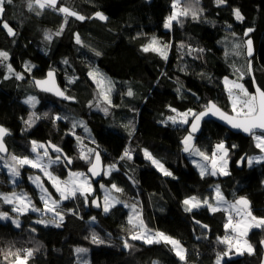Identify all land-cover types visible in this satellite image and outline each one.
Segmentation results:
<instances>
[{
	"label": "trees",
	"instance_id": "trees-1",
	"mask_svg": "<svg viewBox=\"0 0 264 264\" xmlns=\"http://www.w3.org/2000/svg\"><path fill=\"white\" fill-rule=\"evenodd\" d=\"M191 2L181 0V8L195 4L203 9L200 18L182 17L180 23L174 21L171 28H165L173 0H58L57 7H69L85 17H93L100 11L108 19L80 21L69 17L62 35L54 37L50 43L44 39V33L57 31L64 23L63 14L46 8L37 15L27 8V0H12L5 5L4 19L16 36H9L0 27V50L7 51L10 57L0 64V124L10 133L5 139L9 154L3 160L13 154L31 157L34 155L31 141L47 143L50 140L73 158V170H85L89 165L79 158L80 149L83 146L86 151L91 145L103 155L105 168L115 164L118 169L95 184V194L101 197V183L108 189L115 183L123 190L119 193L113 190L123 203L104 213L94 211L84 201L66 200L62 203L65 219L61 227L36 223L38 216L34 213H14L20 220L19 228L12 220H0V264H5L3 257L9 249L14 252L28 248L34 252L27 264H75L76 246L91 249L92 264H216L217 254L227 250L218 238L234 235L224 227L229 211L222 208L213 213L201 207L189 213L184 211L182 203L191 196L213 201L216 185L227 201L247 197L252 213L264 217V161L253 166L244 162L242 169L235 165L244 153H259L252 136L233 133L214 120L206 121L195 144L211 154L217 142H226L231 156L230 175L201 177L182 150L181 141L187 127L161 123L173 114L169 105L180 112L200 111L215 100L229 112L224 78L237 74L229 53L233 41L237 44L244 41L245 45L251 38L253 54L249 57L245 47L242 61L245 67L253 61L255 78L264 89V0H227L222 6H217L214 0ZM234 8L241 10L243 21L235 19ZM248 28L254 31L246 37L244 33ZM75 33H79L82 44L75 42ZM152 37L171 44L167 60L155 52L141 50ZM182 43L184 48L180 47ZM188 45L204 51L189 54ZM26 62L34 65L31 72L25 70ZM8 63L23 74L24 79L11 75L6 67ZM90 67L98 68L116 82L113 106L107 115L95 106L89 107V102L95 104L97 96V89L87 75ZM50 69L56 71L62 88L75 97L76 103L62 102L36 89L31 77H44ZM71 77L78 79L69 83ZM245 80L253 91L251 77ZM129 87L134 92L132 97L126 95ZM29 95L39 99L35 108L25 103L24 98ZM33 112L42 118L26 129L24 121ZM44 113H48V117H43ZM56 115L69 119L54 123L52 118ZM80 120L89 127L90 135L82 127L75 129V136L71 135L72 122ZM129 122L135 125L131 136L124 127ZM231 145L236 147L233 149ZM125 148L134 150L131 160H120ZM143 149L159 159L175 178L163 176L144 157ZM24 170L21 169V173L25 177ZM52 172L62 178L67 175L64 165L53 166ZM23 181L18 182V187L26 186L38 201L36 188ZM47 185L57 196L51 184L47 182ZM13 188L8 170L0 172V192L7 194ZM129 204L138 205L147 229L179 240L186 249V259L177 257L170 245L130 240V235L140 229H133L128 223L129 210L125 205ZM68 209H75L78 214L73 215ZM4 210L12 212L0 198V212ZM231 213L234 218L235 213ZM93 233L105 243L94 244ZM125 239H129L131 248L124 247ZM248 239L255 250L253 254L244 252L233 257L236 255L233 249L229 256L221 259V264H260L264 227L250 230ZM12 259L9 257V261Z\"/></svg>",
	"mask_w": 264,
	"mask_h": 264
},
{
	"label": "snow or ice",
	"instance_id": "snow-or-ice-1",
	"mask_svg": "<svg viewBox=\"0 0 264 264\" xmlns=\"http://www.w3.org/2000/svg\"><path fill=\"white\" fill-rule=\"evenodd\" d=\"M199 0H196V4H198ZM217 6H222L227 4V0H214ZM12 3V0H0V27H3L9 36L15 37V30L9 25V23L4 19V13L6 11L5 5ZM181 0H173L172 7L174 9L173 13L168 16L167 21L165 23V28H171L172 23L181 22L182 17L191 16L192 19L196 20L200 18V14L203 12L202 8H198L195 4H188L187 6L180 8ZM58 0H27V8L30 11L35 12L37 15H40L43 10L46 8L53 9L61 14H63L64 23H62L59 29L55 32L46 31L44 33V39L49 43L53 40L54 37H59L62 35L64 31V27L67 24L69 17H74L80 21H84L89 18H98L101 21H107L108 17L104 15V13L97 11L94 13L93 17H85L79 12L70 9L69 7L61 5L57 7ZM233 15L237 21H243L244 16L241 13L239 8L233 9ZM253 28H248L244 35L247 37L249 33L253 32ZM74 39L77 44H82L83 41L79 33L74 34ZM171 44L165 43L161 44L160 41L156 37H152L150 42L146 45L142 46V51L145 53L155 52L163 59L167 60L168 58V50L170 49ZM181 48H184L185 45L182 43L180 45ZM239 47V45H237ZM245 47L247 51V55L249 57L253 54V42L251 38L247 39L245 42ZM189 54L194 51L203 52V49H193L191 45L187 46ZM95 51V50H93ZM97 56L101 55L100 52H95ZM10 59L9 53L4 50H0V64H3L5 61ZM64 63L67 64L68 61L64 60ZM8 72L11 75H14L17 79H24V75L21 73H17L10 63L6 65ZM34 65L30 63H25L24 68L27 72H31ZM235 71L239 72V69ZM248 73L251 74V61L248 64ZM88 77L94 83L97 89V101L93 105V102H89V107L95 106L96 108L101 109L106 115L109 112L110 107H112L111 94L114 91L115 84L114 82L107 76H105L98 68L90 67V70L87 73ZM54 71H49L47 73V77L43 80H34V84L41 88L42 91L53 93L54 95L61 97L65 100H75V97L66 95V90H61L58 85L55 83ZM244 77V72H240L239 78L242 80ZM78 77L69 78V83H75ZM254 82V77H253ZM224 84L226 86V91L229 96L230 105H231V115L227 112H224L220 109L214 102L209 101L200 111H195L193 109H187L183 112L178 111L176 108L168 106L169 110L175 115H169L164 120L161 121L162 124L171 123L174 126H183L187 125V134L183 137L181 144L182 150L185 153H188L190 156L200 157L199 161L193 160V164L199 169V174L201 177L205 175L217 176L219 175H230L228 169V155H229V147L226 146L224 141H220L216 143L213 147V151L211 155L207 154L204 151H201L199 147L195 146V137L198 132L201 130V124L206 117L212 116L217 117L221 121H224L227 125L231 126L233 129L241 130L244 133L251 135L254 139L255 147L260 150L261 155L253 156V157H242L240 163L244 161L247 162L248 166H251L253 163H259L264 161V90H262L259 86L255 87V93H250L247 88L242 83H239L236 80H229L228 77L224 78ZM177 92H180V89H177ZM126 95L132 97L134 95L131 87L128 88ZM39 101L35 96L27 97L25 103L31 105L35 108L36 104ZM104 105L101 107V105ZM48 113H44L43 117H48ZM42 117L35 112L31 113L27 120L24 121L27 128H31L37 120ZM53 122L57 120H67L69 119L67 116L56 115L53 118ZM77 127H82L85 132H90L87 128V125L84 121H73L72 129L70 130L71 135L75 136V129ZM126 129L129 131V136H131L135 132V125L132 122L124 125ZM259 131L260 134H257ZM10 134L9 130L2 125H0V154H8V149L4 143V138L6 135ZM77 140L80 141V137H77ZM31 151L35 153V158L30 159L28 156H16L11 155L10 160H5V167L8 172L11 174L12 182H16V177L20 176V171L18 166L28 165L34 169H38L42 172L44 177L51 182V186L55 189L57 193H59V199H54L52 194L48 191L41 180L40 176L29 177L36 184L37 188L40 189V199L44 204V209L36 208L31 201V198L27 196L26 193L21 192L17 194L15 192L8 194L0 193V198H2L3 203L13 205L12 212L16 214H25L29 211L40 212L43 215H47L51 213L50 219H39L36 221L38 224H53L55 227H61L63 221L65 219L64 212L58 210V205L65 200L75 199L77 195L84 197L85 203L88 202V194L93 192V188L91 186V182L89 179L90 176H99L101 174V158L100 153L96 151L94 148H89L85 151L84 147L81 146L79 158L84 160L88 165L89 169L87 173L81 172H71L69 171V178L67 180H61L59 177L54 176L52 172L49 171L53 164H56L61 161V157L63 156L67 163L70 165L72 160L68 158L63 150L58 146L51 144L49 141L47 144L39 143L35 140L31 141ZM93 143L95 141L93 140ZM82 144V142H81ZM236 145H231V148H235ZM56 154L53 159L52 155H50L49 149ZM133 149L125 148L122 155L120 156V160H131L133 158ZM144 157L165 177H174L173 173L168 170L165 165L156 157L152 155L147 149H143ZM0 159H3V155H0ZM118 170L115 164L108 165L103 169L104 175H110L112 171ZM103 187V185H101ZM113 190L117 193L122 192L123 190L115 183L111 185L110 189L105 190V194L103 197V206L102 210L105 213H108L112 207L116 204L123 203V201L119 200L118 197L112 195ZM214 202L210 203L208 198H204L203 200L192 196L184 199L182 201L184 205L185 212H192L194 209H199L201 207H207L211 212L215 213L220 211L221 205H226V210H231L235 212V215L240 219L233 223V217L231 211H229L227 223L224 225L226 230H231L232 233L235 234V237H244L247 235L248 231L252 227L261 228L264 227V217H256L253 215L251 211V202L246 197H240L235 203H229L223 194L220 191L219 185L215 186V196ZM96 207H101L98 200L94 199L92 201ZM126 207H132L133 212H136V207L134 205H125ZM68 212L73 215H77L75 209H68ZM137 217H139V213L136 212ZM0 219H12L7 212H0ZM92 221H95V217L91 218ZM13 224L19 228L21 226L19 219H12ZM128 223L132 225L133 229H140L139 232H133L129 239L133 241H143L146 244H165L170 245L172 250L175 252L176 256L181 260H185L186 249L183 248L179 240L174 239L173 237L165 234L164 232L159 231H150L147 230L146 225H144L143 220L137 219L134 222L133 217L129 216ZM199 223V221H196ZM205 229L207 225H202ZM34 232L35 229L33 228ZM92 242L94 244H104L105 241L101 239L96 233L92 234ZM129 239L124 240V247L131 248L132 245L129 243ZM218 242L227 246V250L223 253L217 254L216 264H221V259L223 257L229 256L232 253V250L235 249L233 254L243 255L244 252L248 254L254 253V248L245 241L243 244L240 242L239 238H234L230 235H225L222 238H218ZM264 244V241H261ZM88 250L85 248H77V253H86ZM34 250L32 248L28 249H16L14 252L9 249L7 254L4 255L3 260L5 264H27L28 258L33 255ZM23 253V255L21 254ZM9 257H13L11 261H9ZM153 264H158V262H153Z\"/></svg>",
	"mask_w": 264,
	"mask_h": 264
},
{
	"label": "rangeland",
	"instance_id": "rangeland-1",
	"mask_svg": "<svg viewBox=\"0 0 264 264\" xmlns=\"http://www.w3.org/2000/svg\"><path fill=\"white\" fill-rule=\"evenodd\" d=\"M187 1H189L190 3H192L191 2V0H187ZM185 4V3H184ZM187 4V3H186ZM180 8H181V3H180ZM173 11H174V9H172V12H171V14L173 13ZM160 43L161 44H164V42L161 40L160 41ZM232 44H233V48H232V52H230L229 51V53H230V57H232V59L234 60V62H235V67L233 66V69H234V71L236 70V69H239V72L238 71H235V72H237V74H235L233 77H228L229 78V80H236V81H238L239 83H242L244 86H245V88H247L248 89V91L250 92V93H255V90H254V84H253V91H251L250 89H251V87L248 85V83L249 82H247L245 79L249 76V77H251V79L253 80V77H252V75L251 74H249L248 73V67H245L244 66V64H243V52H244V50H245V45H244V41H242V42H238V44H237V42L236 41H233L232 42ZM239 45V47H240V49L239 50H237L236 49V46L237 45ZM227 46H226V51L228 52V49H229V43H227L226 44ZM169 51V50H168ZM100 72H102V71H100ZM240 72H244V77H243V79L241 80L240 78H239V74H240ZM253 72V75L255 74L254 73V71H252ZM105 76H107V77H109L113 82H114V84H115V86H116V82H115V80H114V78L113 77H111L110 75H108V74H106V73H104V72H102ZM46 75V74H45ZM32 81V80H31ZM225 85V84H224ZM225 88H226V86H225ZM114 92H115V88H114V91L112 92V94H111V100H112V96H113V94H114ZM226 95H227V98H228V102H229V106H228V110H229V113H231V105H230V100H229V96H228V93H227V91H226ZM29 96H35L36 98H37V100L39 101V99H38V97L36 96V95H29ZM29 96H27V97H29ZM27 97H25L24 98V100L26 101V99H27ZM97 101V96H96V100H95V102ZM38 104V103H37ZM36 104V105H37ZM104 105L102 104L101 105V107H103ZM36 107V106H35ZM33 109V108H32ZM34 110V109H33ZM36 113V112H35ZM37 114V113H36ZM172 115H175V113H173ZM169 124H171V123H169ZM174 126V125H173ZM183 127H187L188 128V126L187 125H183ZM88 129H89V127H87ZM90 130V129H89ZM88 133V135H90V132H87ZM257 134H260V133H257ZM244 136V135H243ZM197 137H199V136H196L195 137V142H196V139H197ZM38 142V141H37ZM194 142V143H195ZM255 142V141H254ZM39 143H43V142H39ZM217 143H219V142H217ZM225 144H226V142H224ZM256 143V142H255ZM7 144V143H6ZM44 144H46V143H44ZM195 146L196 147H199L197 144H195ZM226 146H228L227 144H226ZM88 148H91V145H88ZM200 148V147H199ZM201 149V148H200ZM201 151H203V149H201ZM213 151V150H212ZM49 152H50V155H52V157H53V159L55 158V155L56 154H52V152L49 150ZM207 153V152H206ZM212 153V152H211ZM207 154H209V155H211L210 153H207ZM187 155L189 156V158H190V162H191V164L194 166V168L195 169H197L198 171H199V169L196 167V165L195 164H193V160L195 159V160H197V161H199L201 158L200 157H194V156H190L188 153H187ZM257 155H261V152L259 151V153H256V154H251V155H248V157H253V156H257ZM3 157H5V156H3ZM30 159H33V158H35V153H34V155L33 156H31V157H29ZM227 159H228V161H229V163H228V171L230 172V161H231V156H230V149H229V155H228V157H227ZM5 160H10V155H9V157H7V159H5ZM5 160H3V159H0V172H4L5 170H7V168L5 167ZM261 162H263V161H261ZM261 162H259V163H261ZM245 163L247 164V162L245 161ZM74 164V163H73ZM257 163H253L251 166H253V165H256ZM64 165V167L67 169V175L65 176V178H62V177H60V176H58V175H56V174H54L53 172H52V168H53V166H56V167H62ZM247 166H248V164H247ZM72 167H73V165H72ZM72 167H70L68 164H67V162H66V160L63 158V157H61V161L60 162H58V163H56V164H53L52 166H51V168L49 169V171L50 172H52V174L54 175V176H57V177H59L61 180H67L68 178H69V176H68V174H69V171H71V172H81V173H87L88 171H87V169H85V170H73L72 169ZM18 168H19V171H20V176L19 177H16V182L15 183H13L12 182V177H11V174H10V177H11V184H13V186H14V188L13 189H11V191H9V193H7L8 195H10L11 193H13V192H15V193H17V194H20L21 192H23V193H26L27 194V196L28 197H30L31 198V201H32V204L36 207V208H40V209H44V204H43V202L41 201V199H40V189L39 188H37V186H36V184L35 183H33V181L31 180V179H29V177H35V176H40L41 177V180H42V182H43V184H44V187H46L47 189H48V191L52 194V197L54 198V199H59V193H57L56 191V194H57V196H55L51 191H50V189H49V187H48V185H47V182H49L50 184H51V182L47 179V177H44L43 176V174H42V172L40 171V170H38V169H34V168H32V167H30V166H28V165H25V166H18ZM23 168H25V170H24V174L26 175L25 177L22 175V173H21V169L23 170ZM168 169V168H167ZM169 170V169H168ZM105 176V175H104ZM22 179H24V181L22 182L23 184H25V183H28V184H31V185H33L35 188H36V190H37V194H38V201L37 200H35L34 198H33V196L31 195V193L29 192V189L26 187V186H20V188L18 187V182H20ZM89 179H90V182H91V186H92V188H93V192L92 193H90V194H88V202H87V204L85 203V200H84V197L83 196H80L79 194L77 195V197L75 198V199H73V200H75L77 203H80L81 201H84V203L87 205V206H89V205H91V207H92V209H93V206H92V201L94 200V199H96L97 198V194H95V192H96V187H95V184L92 182V178L90 177V175H89ZM101 185H103V187H101ZM106 189H108V187L107 186H105L104 184H100V190H101V206H103V197H104V194H105V190ZM55 190V189H54ZM1 193V192H0ZM112 195H115L116 196V194H115V192L113 191L112 192ZM117 197V196H116ZM192 197V196H191ZM195 197H197V196H195ZM197 198H199V199H201V200H203V198H201V197H197ZM240 197H238L237 199H235V200H233V201H228L230 204L231 203H235V201L236 200H238ZM247 198V197H246ZM248 199V198H247ZM249 200V199H248ZM66 201V200H65ZM65 201H63V202H65ZM210 201V203H213L214 204V206H215V202H214V200L213 201H211V200H209ZM250 201V200H249ZM62 202V203H63ZM62 203H60L59 205H58V210H63L62 209ZM10 207H11V209L13 208V205H10V204H8ZM131 205H134L135 207H136V212H138L140 215H139V217H137V215H136V212H133V209H132V207H128V210H129V216H132L133 217V220H134V222H136L137 221V219H141L142 220V218H141V210H140V208L138 207V205L137 204H129V206H131ZM220 208L222 209V208H224V209H227V206L226 205H221L220 206ZM227 211H231V210H227ZM3 212H7V213H9V216L10 217H12V219H18V217H17V215L16 214H14V212L12 213V212H10V211H7V210H4ZM30 213H34V214H36L37 216H38V218L36 219V220H39V219H50L51 218V213H48L47 215H43L42 216V214L40 213V212H34V211H29ZM29 212H27V213H29ZM98 212H103V210L101 209L100 211H98ZM231 212H234V211H231ZM105 213V212H104ZM235 213V212H234ZM232 214V213H231ZM254 215V214H253ZM255 216V215H254ZM12 219H7V220H5V219H0L1 221H8V220H12ZM240 218L239 217H237V216H235L234 218H233V223H235L237 220H239ZM44 225V224H43ZM48 225H51V226H54L53 224H48ZM253 228H256V227H252L250 230H252ZM147 230H149V229H147ZM250 230L248 231V233H247V235L246 236H244V237H235V234L233 235V237L234 238H239L240 239V242L243 244L245 241H247L248 242V236H249V233H250ZM140 231V230H139ZM139 231H137V232H139ZM150 231H153V230H150ZM160 232V231H159ZM175 239V238H174ZM249 243V242H248ZM77 248H85V249H87L88 251L86 252V253H77L76 252V249ZM184 248V247H183ZM75 254H76V261H75V264H92L91 263V249L90 248H88V247H85V246H76L75 247ZM186 254V253H185ZM235 256H237V255H234L233 257H235Z\"/></svg>",
	"mask_w": 264,
	"mask_h": 264
},
{
	"label": "water",
	"instance_id": "water-1",
	"mask_svg": "<svg viewBox=\"0 0 264 264\" xmlns=\"http://www.w3.org/2000/svg\"><path fill=\"white\" fill-rule=\"evenodd\" d=\"M49 71H54V77H53V79L55 80V83L58 85V87H59L61 90H64V89L62 88V86H61L59 80H58L57 73H56V71H55L54 69H50V70H48V71L46 72V75H45L44 77L36 78V77H33V76H32V77H31L32 82H33L34 80H43V79H45V78L47 77V73H48ZM252 71H253V61H251V75H252V77H254V82H253V84H254V90H255V87H256V86H259L262 90H264V89L259 85V83H258V81L256 80L255 75H253V72H252ZM33 83H34V82H33ZM34 85H35V84H34ZM35 87H36V89H37L38 91H40V92H42V93H46V94L52 95V96H54L55 98L59 99V100L62 101V102L76 103V101H77L76 99H75V100H65V99H63V98H61V97H58V96L54 95L53 93L42 91L41 88L38 87V86H36V85H35ZM66 95H69V94L66 92ZM69 96H71V95H69ZM72 97H73V96H72ZM211 101L214 102V103H215L220 109H222L224 112L229 113L228 111L224 110L220 105H218V104L215 102V100H211ZM229 114L231 115L232 113H229ZM208 120H214V121L218 122L219 124H221L222 126H224L225 128H227L228 130H230V131L233 132V133L241 134V135H244V136H246V137H250V136H251V135H249V134H247V133L242 132L241 130H237V129H233V128H231V126L227 125L224 121H221V120L218 119L217 117H212V116L206 117V118L204 119V121H203L202 124H201V130H200V132H198V133L196 134V136H200V135L202 134V132H203V127H204V123H205L206 121H208ZM0 125H1V124H0ZM257 133H259V131H258ZM8 135H9V134H8ZM8 135L5 136V138H4V143H5V145H6L7 149H8V154H9V148H8L6 142H5V139L8 137ZM49 141H50V140H49ZM49 141H47V143H48ZM47 143H46V144H47ZM51 144H54V145L58 146L59 148H61V149L63 150V153H65L66 156H67L68 158H71V157H69V156L67 155L66 151H65L61 146H59V145L53 143L52 141H51ZM49 150L52 152L53 155L55 154V153L52 151L51 148H50ZM98 152L100 153V158H101V165H100V167H101V174H100L99 176H95V177L90 176V177L92 178V182H93L94 184H98V183L103 179V177H104L103 169L105 168V162H104V158H103V155L101 154V152H100V151H98ZM8 154H1V155H3V156L6 157V156H8ZM245 156L248 157V154H247V153H244V154H243V155H242V156L236 161V164H235V165H236V167H237L238 169H242V168H243V166H244V162H245V161H244L243 163H240V161H241V158H242V157H245ZM62 157H63V156H62ZM63 158H64V157H63ZM64 159H65V158H64ZM71 160H72V162H71L70 165L67 163L70 167H72V165H73V163H74L73 158H71ZM66 162H67V161H66ZM88 169H89V166H88V168H87V171H88ZM96 200H98V202H99L100 205H101V201H100V197H99V196H97ZM92 206H93V210H94V211H100V210L102 209V206H101V207H96L95 204H93V203H92ZM262 241H264V240H262ZM260 246H261V248H262V252H263V253H262V258H261V262H260V264H264V244L261 243Z\"/></svg>",
	"mask_w": 264,
	"mask_h": 264
},
{
	"label": "bare ground",
	"instance_id": "bare-ground-1",
	"mask_svg": "<svg viewBox=\"0 0 264 264\" xmlns=\"http://www.w3.org/2000/svg\"><path fill=\"white\" fill-rule=\"evenodd\" d=\"M100 201H101V199H100Z\"/></svg>",
	"mask_w": 264,
	"mask_h": 264
},
{
	"label": "crops",
	"instance_id": "crops-1",
	"mask_svg": "<svg viewBox=\"0 0 264 264\" xmlns=\"http://www.w3.org/2000/svg\"><path fill=\"white\" fill-rule=\"evenodd\" d=\"M185 249V248H184Z\"/></svg>",
	"mask_w": 264,
	"mask_h": 264
}]
</instances>
